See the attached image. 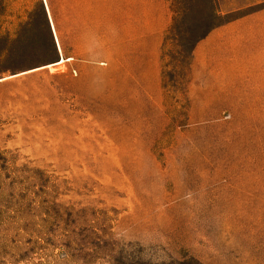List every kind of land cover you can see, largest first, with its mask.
Returning a JSON list of instances; mask_svg holds the SVG:
<instances>
[{
  "label": "rangeland",
  "instance_id": "rangeland-1",
  "mask_svg": "<svg viewBox=\"0 0 264 264\" xmlns=\"http://www.w3.org/2000/svg\"><path fill=\"white\" fill-rule=\"evenodd\" d=\"M163 1L158 74L132 0H0V264H264V197L236 193L264 181V106L192 77L264 0Z\"/></svg>",
  "mask_w": 264,
  "mask_h": 264
},
{
  "label": "crops",
  "instance_id": "crops-1",
  "mask_svg": "<svg viewBox=\"0 0 264 264\" xmlns=\"http://www.w3.org/2000/svg\"><path fill=\"white\" fill-rule=\"evenodd\" d=\"M130 8L128 35L135 44L136 57L151 59L159 74L161 43L168 24L164 1L132 0ZM192 77L196 92L210 93L198 98L207 96L214 101L203 105L264 106V7L210 29L195 45ZM250 183L236 193L258 202L264 197V181ZM259 241L258 234L253 235V244L260 250Z\"/></svg>",
  "mask_w": 264,
  "mask_h": 264
},
{
  "label": "bare ground",
  "instance_id": "bare-ground-1",
  "mask_svg": "<svg viewBox=\"0 0 264 264\" xmlns=\"http://www.w3.org/2000/svg\"><path fill=\"white\" fill-rule=\"evenodd\" d=\"M64 60L60 61L59 63H62Z\"/></svg>",
  "mask_w": 264,
  "mask_h": 264
},
{
  "label": "trees",
  "instance_id": "trees-1",
  "mask_svg": "<svg viewBox=\"0 0 264 264\" xmlns=\"http://www.w3.org/2000/svg\"><path fill=\"white\" fill-rule=\"evenodd\" d=\"M205 35H206V34H205ZM205 35H204V36H205ZM204 36H203V37H204Z\"/></svg>",
  "mask_w": 264,
  "mask_h": 264
}]
</instances>
